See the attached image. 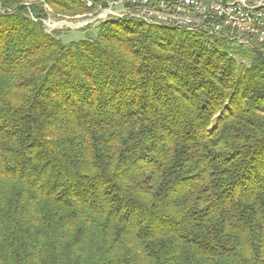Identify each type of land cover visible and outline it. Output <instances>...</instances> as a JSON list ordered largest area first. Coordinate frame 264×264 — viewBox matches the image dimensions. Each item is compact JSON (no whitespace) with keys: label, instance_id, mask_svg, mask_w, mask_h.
<instances>
[{"label":"trees","instance_id":"1","mask_svg":"<svg viewBox=\"0 0 264 264\" xmlns=\"http://www.w3.org/2000/svg\"><path fill=\"white\" fill-rule=\"evenodd\" d=\"M26 3L0 0V264H264V45L133 19L67 45L44 20L98 5Z\"/></svg>","mask_w":264,"mask_h":264},{"label":"built area","instance_id":"2","mask_svg":"<svg viewBox=\"0 0 264 264\" xmlns=\"http://www.w3.org/2000/svg\"><path fill=\"white\" fill-rule=\"evenodd\" d=\"M87 7L98 5V13L83 27L112 15H135L148 25L163 22L184 25V30L203 27L210 35L251 46L254 39L264 45V0H81ZM256 5V12H248ZM47 6V5H46ZM47 8V7H46ZM82 27V28H83Z\"/></svg>","mask_w":264,"mask_h":264},{"label":"rangeland","instance_id":"3","mask_svg":"<svg viewBox=\"0 0 264 264\" xmlns=\"http://www.w3.org/2000/svg\"><path fill=\"white\" fill-rule=\"evenodd\" d=\"M25 1H27L26 5H30V1H34V0H25ZM46 7L50 12H52L51 7H49L48 5ZM2 12H6V11H2ZM91 13L77 14L75 16L51 13L50 17L44 20L45 31H47L48 33H52L54 31L62 32L61 39L67 45L70 44L71 42L79 41L82 39L95 40L98 35L97 26H99L101 22H105V21H101L100 23L94 22L92 24H89L88 27H83L82 24L84 23V21L86 22L94 18L93 16L90 15ZM191 31L193 32V30ZM194 31L197 32L196 30ZM238 60L247 65H250V62L247 61L246 59L241 60L240 58H238Z\"/></svg>","mask_w":264,"mask_h":264},{"label":"bare ground","instance_id":"4","mask_svg":"<svg viewBox=\"0 0 264 264\" xmlns=\"http://www.w3.org/2000/svg\"><path fill=\"white\" fill-rule=\"evenodd\" d=\"M94 6L95 5H91V7H94ZM248 12H256V5H248ZM96 13H98V6H97V9L94 12H92L90 15L93 17H96ZM110 19H125V20L133 19V20H139L141 22L147 23V20L142 19V18H140V16H135V15H112L109 18H107L106 20H110ZM106 20H100V22L106 21ZM160 26H166V27H172V28H178V27L184 28L183 24L172 23V22H163V23H160ZM194 30L203 31V27H195ZM189 31H191V30H189Z\"/></svg>","mask_w":264,"mask_h":264}]
</instances>
